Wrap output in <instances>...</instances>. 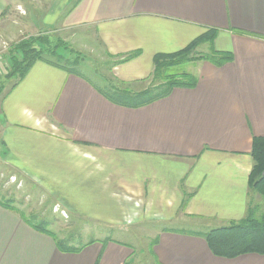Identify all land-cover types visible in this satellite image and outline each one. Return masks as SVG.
Masks as SVG:
<instances>
[{
    "label": "crops",
    "instance_id": "obj_1",
    "mask_svg": "<svg viewBox=\"0 0 264 264\" xmlns=\"http://www.w3.org/2000/svg\"><path fill=\"white\" fill-rule=\"evenodd\" d=\"M21 6L0 0V37ZM34 10L33 29H93L122 81L148 78L156 54L182 50L209 30L216 36L201 47L234 59L197 61L195 87L140 107L114 103L88 79L37 61L0 102V150L14 174L70 217L118 229L141 218L198 227L152 233L153 264H264L256 253L216 256L201 236L243 220L254 194L253 139L264 136V0H37ZM14 205L0 203V264H144L134 262L132 243L113 236L61 250Z\"/></svg>",
    "mask_w": 264,
    "mask_h": 264
},
{
    "label": "trees",
    "instance_id": "obj_2",
    "mask_svg": "<svg viewBox=\"0 0 264 264\" xmlns=\"http://www.w3.org/2000/svg\"><path fill=\"white\" fill-rule=\"evenodd\" d=\"M215 36L216 30H209L182 50L156 54L153 59L154 70L148 78L127 82L113 77L107 79L103 77L98 80L87 76L82 66L85 59L82 53L64 39L44 33L26 38L14 46L11 54L12 69L6 78H17L16 83H18L26 76L33 64L41 60L88 79L114 103L140 107L168 96L176 87H195L198 82L197 77L193 73L177 69L186 62L208 60L217 66L231 62L234 57L229 52L199 54L198 49L205 43H212ZM136 55L137 53L126 57L122 62ZM251 154L254 164L249 176V188L250 191L264 197V136L254 137ZM0 203L11 209H17L14 198L1 196ZM38 217L34 219L30 217L26 220L39 231L52 236L61 250L79 252L85 247L84 243L71 244L68 241L72 240L71 235L60 236L52 228L53 222L50 219ZM36 219L39 221H35ZM201 236L216 256L236 258L250 253L264 255V212L259 217L249 212L243 220L213 228Z\"/></svg>",
    "mask_w": 264,
    "mask_h": 264
},
{
    "label": "rangeland",
    "instance_id": "obj_3",
    "mask_svg": "<svg viewBox=\"0 0 264 264\" xmlns=\"http://www.w3.org/2000/svg\"><path fill=\"white\" fill-rule=\"evenodd\" d=\"M21 2L23 6L19 7L20 9H14V13L7 21L9 30L6 36L0 37V89L2 90L0 102L4 94L17 82V78H6L12 69L11 54L14 46L26 38L44 33L60 37L74 49L80 51L85 58L82 66L87 76L98 80L103 79V77L106 79L117 78L113 73H110L113 60L105 52L100 39L94 35L93 29H63L58 26L49 31L40 30L42 28L33 29L30 27V20L33 15H36L34 3H37V0H21ZM16 26L22 28L23 33L14 35L13 29ZM17 30L19 29L17 28ZM198 52L199 54H210L207 47L199 48ZM196 62H186L177 69L194 74L198 68ZM3 123H5V118L0 112V124ZM2 139L3 136L0 138L1 143L3 142L2 145L0 144V149L1 147L6 148V143ZM14 171L13 167L5 164L3 153L0 150V197L14 198L25 213L31 214L30 217L33 219L38 216L50 219L53 222L54 231L64 237L71 235L72 240L68 241L74 245L113 236L133 244L136 249L135 263L137 260H141L144 264H153L152 243L154 239L152 233L170 227H181L189 231L199 230L196 226L176 225V223L143 220L142 218L132 224L126 223L121 226L122 229H118L119 226L117 225L96 221L92 216L82 213L72 214L70 217V214L65 213L55 204L54 198L43 194L44 190L41 187L33 186V182L27 177L25 180H20ZM249 212L257 217L261 216L264 212V197L257 196L254 192L250 197L247 214ZM35 221L39 220L36 219Z\"/></svg>",
    "mask_w": 264,
    "mask_h": 264
},
{
    "label": "built area",
    "instance_id": "obj_4",
    "mask_svg": "<svg viewBox=\"0 0 264 264\" xmlns=\"http://www.w3.org/2000/svg\"><path fill=\"white\" fill-rule=\"evenodd\" d=\"M13 179L15 180V177Z\"/></svg>",
    "mask_w": 264,
    "mask_h": 264
}]
</instances>
